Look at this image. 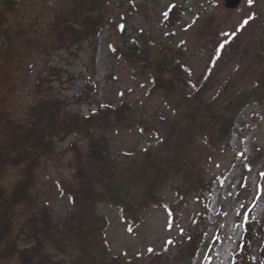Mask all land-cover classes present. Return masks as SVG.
Returning a JSON list of instances; mask_svg holds the SVG:
<instances>
[{"label":"rangeland","instance_id":"374dc122","mask_svg":"<svg viewBox=\"0 0 264 264\" xmlns=\"http://www.w3.org/2000/svg\"><path fill=\"white\" fill-rule=\"evenodd\" d=\"M17 1L18 4L13 6L19 13L16 15L17 20L21 18L27 24L37 17V24L41 26L50 12L62 6V0ZM109 2L111 10L105 26L94 40L82 42L79 50L74 49L72 53L61 50L46 55L42 52L30 54L29 66L19 74L11 117H24L28 105L33 103L31 87L37 69L41 72L46 70L45 65H53L62 71L53 76L54 79L51 78L50 90L65 99L70 110L87 114L103 103L117 106L126 102L133 111L132 125L142 119L156 125L163 135L165 127L158 115L172 119L177 116V107L185 112L187 106L193 103L175 106L174 100L180 96L174 94L176 91L172 94V101L167 103L159 95L147 94V78L132 77L131 67L125 62H116L110 52L108 45L117 48L122 45H119L122 40L136 39L139 46L149 43L147 53L150 51L154 54L156 50L163 49L160 57L165 56L168 60L174 58L175 62L179 60L193 69L191 78L195 85L201 83L204 75L209 72L214 88L208 89L202 96L209 103L208 106L219 105L212 103L208 97L210 94H218L217 88L221 90V96L222 93L231 95L229 97L233 101L226 106H237L235 102L238 100L239 87L248 93L260 80L261 103L253 99L238 111L233 122L235 127L228 135V146L213 152L206 144L200 143L202 137L190 144L185 143L184 151L193 149L191 157L194 162L191 168L203 170L205 167L201 172L203 177L207 176L215 183L218 178L222 179L221 185H215L214 193L206 196L208 201L193 198L194 195L187 191L185 184L181 186V198L163 188L161 193L164 192L165 200H169L166 204L172 207L176 216L171 218L160 204L148 205L141 215L139 213V221H142L133 229L126 226L129 214L125 215L124 221L118 207L106 203H98L96 206V210L107 219L103 239L108 255L118 259L120 264H128L130 261L132 264H201L204 259H209L208 264H260V256L264 255L263 249L261 253V248H264V191L259 190L264 188V176H261L264 173V0H256L252 9L247 7L246 0H242L232 10L224 6V0ZM173 3V13L166 22L163 13ZM115 4H119V7L116 8ZM252 10L257 13L256 20L234 38L218 60L214 63L210 61L209 57L214 54L218 41L223 40L221 33L233 31L238 21ZM120 24L125 25L123 31L117 27ZM2 42L0 36V44ZM166 47H170L171 51H166ZM258 57L262 61L258 62ZM235 76L244 77L238 86L229 83ZM87 81L91 83L90 86ZM191 89L190 86L186 88L187 91ZM203 100L201 106H204ZM97 133L108 138L112 153L119 161L117 173L127 183L132 181L138 163L148 158L141 151L145 148L155 149L160 145V139L155 135L142 134L135 127L117 131L98 130ZM71 141L83 146V141L72 135L57 141L53 154L46 155L35 170L33 192L37 203L49 205L58 216L69 205L68 197L61 194L57 181L67 177L71 170V153L66 149ZM123 151L136 155L129 156ZM145 172L150 174L151 166ZM17 177L15 169L7 167L0 178L1 184L9 190ZM241 205L246 208L241 210ZM32 206L26 203L17 207L16 223L25 217L26 211L33 210ZM249 209V220L242 223L243 217H238L236 213ZM173 221L176 227L169 230L167 224ZM180 228H183V234ZM168 239L174 243L167 245L165 242ZM240 240L241 243H238ZM26 243L19 242L18 247ZM149 247L154 252L149 253ZM67 256L68 252L63 259ZM77 260L78 255H73L65 263L95 264L86 255Z\"/></svg>","mask_w":264,"mask_h":264},{"label":"trees","instance_id":"16d2710c","mask_svg":"<svg viewBox=\"0 0 264 264\" xmlns=\"http://www.w3.org/2000/svg\"><path fill=\"white\" fill-rule=\"evenodd\" d=\"M18 2H0V36L3 40L0 44V178L7 167L15 169L18 175L9 190L0 183V264H66L65 260L69 261L73 255H78V260L84 255L89 256L95 264H120L118 259L108 255L103 239L107 219L96 210V204L118 207L124 218L129 214L128 223L135 225L146 206L168 202L164 192L161 193L163 188L180 198L183 184L195 198L210 191L212 181L201 173L205 167L203 170L196 166L191 168L193 149L184 151L185 143L202 137L200 143L213 152L228 146V135L238 111L253 99L261 103L259 87L262 82L259 80L256 88L248 93L239 87L237 106H226L233 99L230 94L222 93L221 96V90L217 88L219 93L208 97L219 105L208 106L202 96L214 88L210 74L187 91L186 81L191 77L180 67V64L187 66L185 63L160 57L164 51L161 48L154 54L147 53L149 43L139 46L136 39L122 40L119 44L122 45L114 46L115 50L109 48L110 52L116 62H125L131 67L132 77L147 78V94L159 95L167 103L172 101L176 91L174 94L180 96L174 100L175 106L193 103L185 112L177 107V116L172 119L158 115L165 127L163 135L156 125L142 119L132 125L133 111L126 102L117 106L103 103L94 109L95 115L93 110L87 114L70 110L66 100L50 90L51 78L62 71L53 65H45L42 74L37 69L31 87L33 103L28 105L23 118L14 119L11 109L19 74L29 66L30 54L79 50L82 42L96 38L111 10L109 0H62V6L50 12L41 26L37 24V17L27 24L21 18L17 20L19 13L13 6ZM172 13L170 8L169 19ZM166 51L171 48L166 47ZM257 60L260 62L262 58ZM153 77H156L155 84ZM241 79L244 81V77L235 76L229 83L238 85ZM87 84L91 85L89 81ZM202 100L204 106L200 105ZM130 127L142 134L155 135L160 139V145L141 151L148 158L138 163L128 184L117 173L119 161L112 153L108 138L97 131ZM71 135L82 140L83 146L71 141L66 148L71 153V170L67 177L57 181V186L62 195H67L69 205L58 216L49 205L37 203L33 192L35 169L46 155L53 154L57 141ZM128 155L135 156L136 153ZM149 166L151 175L145 172ZM26 203L33 204V210L26 211L25 217L16 223L17 207ZM24 241L28 243L18 247V243ZM66 252L68 256L63 259ZM128 264H132L131 261Z\"/></svg>","mask_w":264,"mask_h":264},{"label":"snow or ice","instance_id":"6c2138e0","mask_svg":"<svg viewBox=\"0 0 264 264\" xmlns=\"http://www.w3.org/2000/svg\"><path fill=\"white\" fill-rule=\"evenodd\" d=\"M256 3V0H246V5L249 9H252L254 7ZM170 7H174V5L170 6ZM164 17L167 18L168 16V12L165 11L163 13ZM257 18V13L255 11H250L249 14L245 15L243 17V19L241 21H238L237 25L235 26V29L231 32H222L221 33V36L223 37V40L222 41H218L217 43V46L215 48V52L212 56L209 57V60L212 61L213 63L218 60L220 58V56L222 55V51L225 49V47L231 43V39L234 38L239 32H241L242 30H244L250 23H252L253 21H255ZM119 28L120 31H123L125 29V25L123 24H120L117 26ZM183 43V42H182ZM108 47L112 50H115L114 49V46L109 44ZM178 64L180 63L179 61L177 62ZM180 67L183 69V71L187 74L188 77H191L193 75V69L190 68V67H187L183 64H180ZM188 83V85L191 87V88H195L196 85L195 84H192V81L191 79H188L186 81ZM152 83L155 84L156 83V77H153L152 78ZM131 91V90H129ZM93 115H95V110H93ZM87 118V117H86ZM261 176H264V173H261ZM260 191H264V188H260L259 189ZM71 199V198H70ZM74 202V201H73ZM167 208V206H165ZM241 210L245 209L246 206L245 205H241L240 206ZM250 211L251 209H249L248 211H238L236 213V215L239 217V216H242L243 217V223H247V221L249 220V217H250ZM168 215L169 216H173L174 213H172L171 210H168ZM167 227L169 230H171L172 228L176 227L174 221L173 222H169L167 224ZM179 231L181 232V234H183V228H180ZM167 245H172L174 243L173 240L171 239H168L166 242H165ZM149 253H152L154 252V249L149 247L148 250H147Z\"/></svg>","mask_w":264,"mask_h":264},{"label":"water","instance_id":"95a60500","mask_svg":"<svg viewBox=\"0 0 264 264\" xmlns=\"http://www.w3.org/2000/svg\"><path fill=\"white\" fill-rule=\"evenodd\" d=\"M239 2H240V0H225V6H227L230 9H233L238 5ZM263 264H264V262H263Z\"/></svg>","mask_w":264,"mask_h":264}]
</instances>
